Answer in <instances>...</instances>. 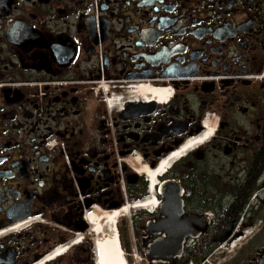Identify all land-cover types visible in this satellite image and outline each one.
<instances>
[{
	"label": "flooded vegetation",
	"instance_id": "obj_1",
	"mask_svg": "<svg viewBox=\"0 0 264 264\" xmlns=\"http://www.w3.org/2000/svg\"><path fill=\"white\" fill-rule=\"evenodd\" d=\"M209 127L160 178L183 253L149 264H264V0H0V264H97L90 215Z\"/></svg>",
	"mask_w": 264,
	"mask_h": 264
},
{
	"label": "bare ground",
	"instance_id": "obj_2",
	"mask_svg": "<svg viewBox=\"0 0 264 264\" xmlns=\"http://www.w3.org/2000/svg\"><path fill=\"white\" fill-rule=\"evenodd\" d=\"M149 88L150 87L145 85L141 87V90L145 91L146 94H149ZM154 93L155 95L150 98H155L156 95H158L162 100L167 99L170 94L169 90L166 89H154V91L150 94L152 95ZM213 132L214 127H209V129L205 133L189 138L185 143L181 145L179 149L163 157L154 167H151L146 163L140 164L138 166V172L144 175L149 183V194L147 197H145L144 200L140 202H137V200L134 202L126 203L121 208L107 210L102 215H90L89 219L93 227V232L96 236L95 256L97 259V264H128L125 253L120 247L118 233L116 231L118 222L125 216L131 217L132 212L135 210L147 209L148 211H154L156 208H158L159 199L157 198L155 188L159 182V178L165 175L168 169L173 167L177 160L186 152L191 151L193 148L207 141L212 136ZM139 160L140 159L138 158L137 161L139 162ZM64 250L65 249L63 248L59 251L51 253L41 262V264L47 261H52L57 253H62Z\"/></svg>",
	"mask_w": 264,
	"mask_h": 264
},
{
	"label": "water",
	"instance_id": "obj_3",
	"mask_svg": "<svg viewBox=\"0 0 264 264\" xmlns=\"http://www.w3.org/2000/svg\"><path fill=\"white\" fill-rule=\"evenodd\" d=\"M182 143L179 147H181ZM172 149L170 152L174 151ZM156 165L153 164L151 167ZM157 193L161 196L162 202L160 206L162 207L163 215L170 216L173 215L172 219L163 218L159 220L157 223H153L148 221L146 223L145 230L147 231L148 235L151 236L152 234H165L170 235V238H161L158 237L153 240L147 246L146 254L148 255L150 260L154 259H173L178 255H181L184 250V237L185 232L189 229L190 224L192 223L191 220L183 217L184 213V202L182 198V189L180 188L179 184L176 181L166 182L161 181L159 185L156 187ZM122 204L117 205L116 208L121 207ZM180 229V232L184 233L181 237V241L175 240L172 238L174 233L169 232L171 230Z\"/></svg>",
	"mask_w": 264,
	"mask_h": 264
},
{
	"label": "trees",
	"instance_id": "obj_4",
	"mask_svg": "<svg viewBox=\"0 0 264 264\" xmlns=\"http://www.w3.org/2000/svg\"><path fill=\"white\" fill-rule=\"evenodd\" d=\"M139 192H136V193H134V196L132 195L131 196V198H136V197H142V196H144V195H146V184H143V185H141L140 187H139V190H138ZM143 223H144V221L142 220V222H141V225L140 226H143ZM139 228V227H138ZM123 234V236H122V240H123V242H124V244H126L127 245V242H128V233H127V231H126V233H122Z\"/></svg>",
	"mask_w": 264,
	"mask_h": 264
},
{
	"label": "rangeland",
	"instance_id": "obj_5",
	"mask_svg": "<svg viewBox=\"0 0 264 264\" xmlns=\"http://www.w3.org/2000/svg\"><path fill=\"white\" fill-rule=\"evenodd\" d=\"M203 145V144H202ZM199 147V146H198ZM197 148V147H196ZM196 148H194V149H192V151L193 150H195ZM190 152V151H189ZM185 156H187V154L185 155ZM135 162H137L136 160H134ZM141 164H145V162H142ZM110 210V209H109ZM134 212V211H133ZM133 212H132V214H133ZM139 215H140V213H138ZM133 218V217H132ZM123 229H125V233H126V231H127V225L129 224V222H130V220H131V218H130V216H125V218L123 217ZM129 234H130V232H129ZM129 237H130V239H131V241H132V244H134V241L132 240V238H131V236L129 235Z\"/></svg>",
	"mask_w": 264,
	"mask_h": 264
},
{
	"label": "built area",
	"instance_id": "obj_6",
	"mask_svg": "<svg viewBox=\"0 0 264 264\" xmlns=\"http://www.w3.org/2000/svg\"><path fill=\"white\" fill-rule=\"evenodd\" d=\"M136 240H138V239H134V241L136 242ZM133 254H134V256L136 257V258H142L141 257V255H140V253L134 248V250H133ZM146 262L148 263V261L146 260Z\"/></svg>",
	"mask_w": 264,
	"mask_h": 264
}]
</instances>
